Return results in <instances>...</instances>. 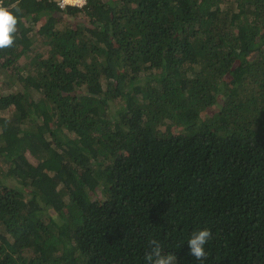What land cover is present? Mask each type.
Wrapping results in <instances>:
<instances>
[{"label":"trees","instance_id":"16d2710c","mask_svg":"<svg viewBox=\"0 0 264 264\" xmlns=\"http://www.w3.org/2000/svg\"><path fill=\"white\" fill-rule=\"evenodd\" d=\"M19 7L0 264H146L152 239L177 264H264V0Z\"/></svg>","mask_w":264,"mask_h":264},{"label":"clouds","instance_id":"9594fccd","mask_svg":"<svg viewBox=\"0 0 264 264\" xmlns=\"http://www.w3.org/2000/svg\"><path fill=\"white\" fill-rule=\"evenodd\" d=\"M20 0H15L7 6L0 0V50L10 49L15 46L18 32L19 18L17 13L21 11ZM78 0H56L57 7L63 11L66 7L77 5ZM212 239L210 229L204 228L194 232L188 240V254L197 261H205L208 253L205 245ZM150 250L145 255L146 264H177L175 255H167L162 249L159 241L152 239L149 241Z\"/></svg>","mask_w":264,"mask_h":264},{"label":"rangeland","instance_id":"374dc122","mask_svg":"<svg viewBox=\"0 0 264 264\" xmlns=\"http://www.w3.org/2000/svg\"><path fill=\"white\" fill-rule=\"evenodd\" d=\"M23 59H21L20 60V62L22 61ZM19 61H18V63H20ZM11 69H13V67H11ZM23 86H22V83H20L19 81H18V79H16V77H13V80L10 82V84L9 85H5V87H4V91H6L7 90V92H9V91H19V90H23ZM34 160H36L35 158H34Z\"/></svg>","mask_w":264,"mask_h":264},{"label":"built area","instance_id":"2783aa9c","mask_svg":"<svg viewBox=\"0 0 264 264\" xmlns=\"http://www.w3.org/2000/svg\"><path fill=\"white\" fill-rule=\"evenodd\" d=\"M86 3V0H78L77 5L83 6Z\"/></svg>","mask_w":264,"mask_h":264}]
</instances>
